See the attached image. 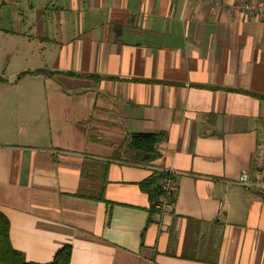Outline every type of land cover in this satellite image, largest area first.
Returning a JSON list of instances; mask_svg holds the SVG:
<instances>
[{"label": "crops", "instance_id": "crops-1", "mask_svg": "<svg viewBox=\"0 0 264 264\" xmlns=\"http://www.w3.org/2000/svg\"><path fill=\"white\" fill-rule=\"evenodd\" d=\"M239 1L0 0V211L26 261L264 264V196L234 183L264 142V15Z\"/></svg>", "mask_w": 264, "mask_h": 264}, {"label": "trees", "instance_id": "trees-1", "mask_svg": "<svg viewBox=\"0 0 264 264\" xmlns=\"http://www.w3.org/2000/svg\"><path fill=\"white\" fill-rule=\"evenodd\" d=\"M21 73L20 75H23ZM68 74V73H67ZM69 75V74H68ZM160 140V135L156 133H133L131 134L124 146L129 152H132L135 157L143 161H151L157 158V144ZM98 173H106V164L95 166ZM160 174H154L139 183L142 191L149 195L152 203H157L161 191L158 187V179ZM91 179L96 180L94 176ZM105 179L101 178V184L96 185L94 190L79 189L77 195L93 200H104L103 186ZM9 224L6 216L0 211V264H69L71 256V246L63 245L54 254L53 260L49 263H36L26 261L22 252L12 247L8 237Z\"/></svg>", "mask_w": 264, "mask_h": 264}, {"label": "built area", "instance_id": "built-area-1", "mask_svg": "<svg viewBox=\"0 0 264 264\" xmlns=\"http://www.w3.org/2000/svg\"><path fill=\"white\" fill-rule=\"evenodd\" d=\"M198 2L220 0H196ZM230 9L240 14H263L264 3H252L248 0L232 3ZM158 187L164 195H170L177 190L172 170L159 171ZM234 183L244 189H251L264 196V142H258L255 146L252 168H241Z\"/></svg>", "mask_w": 264, "mask_h": 264}]
</instances>
